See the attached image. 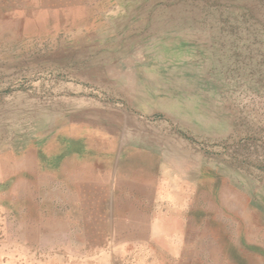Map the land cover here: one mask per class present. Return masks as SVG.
<instances>
[{"label":"rangeland","instance_id":"rangeland-1","mask_svg":"<svg viewBox=\"0 0 264 264\" xmlns=\"http://www.w3.org/2000/svg\"><path fill=\"white\" fill-rule=\"evenodd\" d=\"M0 180V264H264V0H0Z\"/></svg>","mask_w":264,"mask_h":264},{"label":"crops","instance_id":"crops-1","mask_svg":"<svg viewBox=\"0 0 264 264\" xmlns=\"http://www.w3.org/2000/svg\"><path fill=\"white\" fill-rule=\"evenodd\" d=\"M148 156H149L148 152H146L144 150L137 151V154L136 153L128 154L127 161L123 162L124 166H122L123 170L126 171L125 175H127V177L123 178V179L127 180V184L131 186L130 188H134L135 185L139 186V188L142 190V192L146 193L145 196H147L148 193H150L152 191L153 183L151 181L149 171L146 169V167H142V166L138 165L135 157H139L142 160V159H147ZM117 161L120 164L119 160H117ZM36 162L38 164H40L39 154H36V156H33L32 159H29V158L24 159L23 158V159H21V162H20V164L26 166V174H27L26 175L27 184H26V187L24 190V191H26V193L24 192L26 195V202L24 203V198L22 197L21 198L22 207L25 209V206H26V207H28V209H30V207L32 206V213H34L33 208L36 206L35 204H33V202L34 201L36 202L37 200H39L40 196H41V191L37 185H38V183H40L39 182L40 180L38 181V177H39V174L43 168H41V166L36 167ZM111 170H112L111 171L112 177L115 178V176H117V178H119L120 168L116 169L114 162H113V165L111 167ZM97 179H98V177H97ZM1 183H3V182H0V200L1 199L5 200L6 196L4 197L3 196L4 194H8L9 192H10V194L11 193L13 194V192H16L14 190L17 189V187L16 188L15 187L9 188V190H8L7 189L8 184L7 183L1 184ZM30 183H32V186L30 185ZM155 189L157 191L156 192L157 193L156 201L158 200L161 204L166 206V208L170 207V211H166V217H168L169 213H171L170 215H175L176 222H184L185 216L187 213V209H188V207H190V205L188 204V200H187V194H188L187 190L183 186L181 188L178 187V189H177L178 192L176 194V198L173 199L172 197H170V194L168 193V188L160 187V188H155ZM21 193H23V191ZM42 198L47 199L45 197H42ZM150 202H151V200H150ZM193 202L194 201H192V204H193ZM36 204L38 205V202H36ZM5 206L6 205H4L3 203L2 204L0 203V209L2 208L1 210H2V213H4V214H6V209L4 208ZM192 206L195 207V205H192ZM209 211H211V210H209ZM214 213H217V211H215ZM51 214H49V216H52ZM224 214H226V210H225ZM227 214H229V215L231 214L230 209L229 210L227 209ZM49 218H50L49 220H51V217H49ZM164 220H165V222H168L167 218ZM150 222L152 223L153 220L151 219ZM164 233H165V235L168 236V230ZM171 237L176 239V238H181L183 236L180 234H175V235H172ZM172 251H173V254H179V255H184V256L195 255V252L192 250V248H189V247H185V249H184L183 247L180 248L178 246H174ZM191 260H193V258H191ZM191 262H193V261H191Z\"/></svg>","mask_w":264,"mask_h":264}]
</instances>
